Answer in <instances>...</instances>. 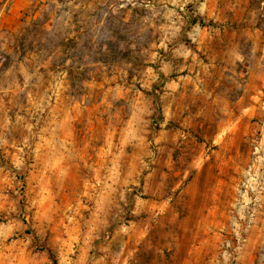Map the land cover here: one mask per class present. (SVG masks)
<instances>
[{
	"label": "rangeland",
	"instance_id": "1",
	"mask_svg": "<svg viewBox=\"0 0 264 264\" xmlns=\"http://www.w3.org/2000/svg\"><path fill=\"white\" fill-rule=\"evenodd\" d=\"M24 19L0 30V264H130L137 241L264 264V0H37ZM220 140L246 177L182 242L194 141Z\"/></svg>",
	"mask_w": 264,
	"mask_h": 264
},
{
	"label": "crops",
	"instance_id": "2",
	"mask_svg": "<svg viewBox=\"0 0 264 264\" xmlns=\"http://www.w3.org/2000/svg\"><path fill=\"white\" fill-rule=\"evenodd\" d=\"M37 0H0V30H9L12 33L22 29L25 12H28L32 3ZM218 101V97L216 98ZM218 104V102H217ZM213 147V149H212ZM263 169V162H258ZM247 158L241 148V142L236 140H220L210 145L205 152L204 146L194 141V181L187 191L194 189V204L188 206V210L194 211L180 221V227L184 230L181 236L182 242H192L194 238L193 227H205L213 225V219L208 218L207 211L220 210L222 195L230 196L236 189L237 182L246 177ZM264 171H261L263 174ZM201 195L202 201L196 198ZM261 208L264 210V192ZM229 207V200L227 199ZM223 202L222 208L225 207ZM263 204V205H262ZM264 226V224H261ZM191 232L193 234H191ZM184 237V238H182ZM193 237V238H192ZM156 249L157 254L149 253L148 249ZM130 264H194V254L177 253L167 256L160 253L159 246L150 247L139 241L134 242L130 255ZM75 264H83L77 261Z\"/></svg>",
	"mask_w": 264,
	"mask_h": 264
},
{
	"label": "built area",
	"instance_id": "3",
	"mask_svg": "<svg viewBox=\"0 0 264 264\" xmlns=\"http://www.w3.org/2000/svg\"><path fill=\"white\" fill-rule=\"evenodd\" d=\"M261 188V187H260Z\"/></svg>",
	"mask_w": 264,
	"mask_h": 264
}]
</instances>
